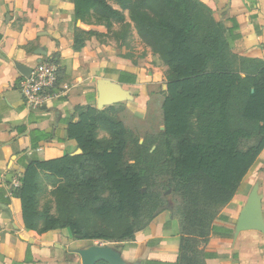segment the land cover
<instances>
[{
  "label": "trees",
  "instance_id": "trees-1",
  "mask_svg": "<svg viewBox=\"0 0 264 264\" xmlns=\"http://www.w3.org/2000/svg\"><path fill=\"white\" fill-rule=\"evenodd\" d=\"M73 1L76 20L105 26L125 47L131 25L123 13L129 12L138 40L166 67L164 129L149 137L159 146L151 151L111 110L78 108L66 139L81 153L31 160L13 189L24 227L39 234L68 229L81 240L133 238L140 218L160 207L142 167L160 152L161 170L181 197L176 264H205L204 246L214 222L264 149V66L245 76L209 69L220 60L223 46L219 23L211 17L199 21L209 10L198 0ZM91 37L101 36L76 29L73 50L80 51ZM116 74L119 83L135 86L134 75ZM100 130L105 137L98 136ZM46 194L50 198L42 202Z\"/></svg>",
  "mask_w": 264,
  "mask_h": 264
},
{
  "label": "crops",
  "instance_id": "crops-1",
  "mask_svg": "<svg viewBox=\"0 0 264 264\" xmlns=\"http://www.w3.org/2000/svg\"><path fill=\"white\" fill-rule=\"evenodd\" d=\"M198 1L209 10L213 23H219L223 46L220 60L209 69L245 76L263 67L264 0ZM123 14L131 25L129 47L116 41L105 26L76 20L73 0H0V264L177 262L182 218L169 207H158L149 218L141 217L131 239L81 240L68 229L43 234L27 230L20 202L12 193V181L22 179L31 160L81 153L74 141L66 139V126L78 121V108L96 105L98 84L126 94L125 99L104 107L124 101L129 107L148 111L150 102L155 104L159 97L160 112L166 67L149 48L138 56L134 53L133 44L139 40L127 13ZM76 29L101 37H91L76 52L72 48ZM44 61L57 65V83L51 98L31 110L20 91L27 78L15 66L32 70ZM116 72L134 75L135 86L119 83ZM143 83H149L150 94H144ZM160 85L157 94L154 91ZM252 193L258 197L264 229V149L214 222L204 246L205 264H264V233L237 230Z\"/></svg>",
  "mask_w": 264,
  "mask_h": 264
},
{
  "label": "rangeland",
  "instance_id": "rangeland-1",
  "mask_svg": "<svg viewBox=\"0 0 264 264\" xmlns=\"http://www.w3.org/2000/svg\"><path fill=\"white\" fill-rule=\"evenodd\" d=\"M124 12L127 13V17L129 19V12ZM202 14V17L199 20L200 22L209 19V14H207L206 12H202ZM115 28H117V26H115L114 29ZM133 48L135 49L134 53H136L137 56L143 54V51L145 52V49H147V47H145L140 41L134 42ZM161 82L162 84L166 83L165 71L163 72V81ZM148 85L149 83H143L141 85L143 87L142 90L146 95L150 94ZM160 88L161 85L158 86L154 92L159 94ZM142 90L139 89V91L141 92ZM155 100V104L150 102V110L148 111H145L141 108L138 109L137 107H129L130 104L124 101H119L120 103H118L116 107H110V105H108V107H104L106 106L104 105L102 109L98 110H103V108L107 109L108 112L109 110H111L109 113L116 119L124 121H122L123 124L128 130L133 133L134 138L137 139L139 144H145V146L151 148L150 150L153 151L156 150V148L159 146L158 143H155L154 139H150L149 137L156 135L158 132H160V130L164 129L162 126V118L160 115L161 110L159 112L158 109L159 97L155 98ZM119 114H123L121 115L122 118H119ZM98 136L100 138H103L106 136V134L105 132L100 130L98 132ZM163 160L164 158L161 153L157 152L155 159L152 162H144L142 164V167L146 169V174L148 175L150 183V190H152V192L157 196V198H155V205L157 204L160 207H169L173 210V213L180 216L181 197L174 191L173 185L168 182V175H166L163 170H161L163 166ZM47 197L50 198L47 195L42 199V202H44ZM146 208H150L149 213H152V208L150 206Z\"/></svg>",
  "mask_w": 264,
  "mask_h": 264
},
{
  "label": "built area",
  "instance_id": "built-area-1",
  "mask_svg": "<svg viewBox=\"0 0 264 264\" xmlns=\"http://www.w3.org/2000/svg\"><path fill=\"white\" fill-rule=\"evenodd\" d=\"M58 67L51 61L37 64L21 85L20 91L26 105L31 110H38L51 98V94L57 83ZM20 179H14L11 183L13 189L20 186Z\"/></svg>",
  "mask_w": 264,
  "mask_h": 264
},
{
  "label": "water",
  "instance_id": "water-1",
  "mask_svg": "<svg viewBox=\"0 0 264 264\" xmlns=\"http://www.w3.org/2000/svg\"><path fill=\"white\" fill-rule=\"evenodd\" d=\"M16 70L25 78L30 77L31 70L20 65H16ZM126 98V94L120 92L117 88L111 85L100 83L97 85V100L96 108L101 109L104 105L112 104L118 100ZM142 193H146V189L142 188ZM246 211L241 215L238 222V231L254 230L260 233H264L261 216L259 213V205L257 201V195L252 193L249 197Z\"/></svg>",
  "mask_w": 264,
  "mask_h": 264
}]
</instances>
